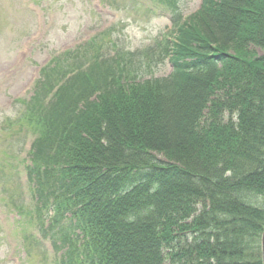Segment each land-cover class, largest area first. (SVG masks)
I'll return each mask as SVG.
<instances>
[{
    "label": "trees",
    "instance_id": "16d2710c",
    "mask_svg": "<svg viewBox=\"0 0 264 264\" xmlns=\"http://www.w3.org/2000/svg\"><path fill=\"white\" fill-rule=\"evenodd\" d=\"M167 49L166 79H66L61 58L53 98L36 87L29 171L60 264H262L264 0H203Z\"/></svg>",
    "mask_w": 264,
    "mask_h": 264
},
{
    "label": "rangeland",
    "instance_id": "374dc122",
    "mask_svg": "<svg viewBox=\"0 0 264 264\" xmlns=\"http://www.w3.org/2000/svg\"><path fill=\"white\" fill-rule=\"evenodd\" d=\"M97 1L0 0V171L2 163L8 166L13 161L12 157L19 152L24 141L23 132L18 129L10 132V128L5 129L2 125L16 124L23 112L24 107L18 105L15 108V103L21 99L27 102L32 96L30 80L36 72L34 69L40 64L43 66L52 54L75 40L112 23L115 29L111 38L115 47L108 49L106 42L100 43L102 55H113L111 50L114 49L132 53L130 66L132 75H137L138 80L165 78L171 74L172 68L163 48L165 38L172 36L173 27L156 2L101 0L105 10L99 13L95 8ZM180 6L183 18L187 19L197 11L200 0H180ZM35 14L39 16V25ZM36 25L37 29H42V38L31 49L30 36L35 33ZM107 46L111 45L108 43ZM23 47L30 48L31 53L21 65ZM125 58L129 59V56ZM25 133L29 136L26 141L33 139L31 132ZM22 166L25 165L20 160L17 177L13 171H8L7 176L11 174L13 185L12 180L0 178V264H55L56 255L48 254L45 249L48 238L44 237L43 243L40 233L35 231L38 220L21 221L18 211L13 210L16 209L13 204L26 210L32 204H24V197L31 194L27 187L20 186Z\"/></svg>",
    "mask_w": 264,
    "mask_h": 264
},
{
    "label": "water",
    "instance_id": "95a60500",
    "mask_svg": "<svg viewBox=\"0 0 264 264\" xmlns=\"http://www.w3.org/2000/svg\"><path fill=\"white\" fill-rule=\"evenodd\" d=\"M261 249H262V261H263V264H264V232H263V235H262Z\"/></svg>",
    "mask_w": 264,
    "mask_h": 264
}]
</instances>
